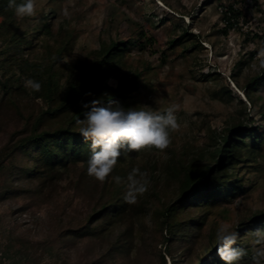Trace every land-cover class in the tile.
<instances>
[{
	"label": "rangeland",
	"instance_id": "374dc122",
	"mask_svg": "<svg viewBox=\"0 0 264 264\" xmlns=\"http://www.w3.org/2000/svg\"><path fill=\"white\" fill-rule=\"evenodd\" d=\"M231 4H235L233 7L240 14L232 21L231 28L227 25L225 28L223 12ZM36 5L34 17L16 18L20 31L39 33L25 48L24 57H40L42 47H51L61 32L71 41L62 61L55 66L63 83L71 66L86 72L93 54L103 44L136 40L137 46L128 50L120 68L105 81L106 85L115 87L120 79L135 76V91L126 101L127 109L146 106L145 110L163 111L175 104L181 127L171 134V145L164 153L145 150L121 156L119 169L128 174L139 168L148 173L151 181L146 194L127 211L131 220L114 221L96 239H76L72 245H62L67 248H63L61 257L44 245L56 242L60 247L64 243L57 242L60 228L64 223L75 224L73 219L86 211L81 196L70 185L78 169L61 171L36 198L22 196L0 203V264H89L127 225H131V243L125 254L116 255L107 264H158L151 247L156 241L152 238V220L156 209L175 197L178 178L171 172L179 164L197 157L204 163L217 135L238 123L260 133L255 139L254 162L246 167L241 164L243 169L228 170L233 178L242 175L245 191L230 202H220L210 209L184 211L179 220L197 217L201 224L181 242L174 243L171 255H165L161 245L157 249L164 254L165 264H189L208 246L209 238L221 222L235 229L240 221L264 214V78L261 77L264 70H255L264 59V41L258 38L264 37V0H36ZM42 23L48 25V34L39 32ZM183 33L193 36L174 42ZM9 76V72L5 74ZM259 77L258 85L250 88L248 84ZM3 78L0 73V82ZM20 79L24 86L27 79L23 76ZM19 93L16 99L22 109L42 105L40 99ZM15 118L12 107L7 102L1 103L0 147L6 141L2 128L12 124ZM28 184L29 181L17 179L14 185L26 188ZM143 201L144 209L137 210ZM246 229L238 242L248 255L239 264H252L254 246L250 234L264 231V223L258 227L253 223ZM16 239L22 240L30 255L27 263L20 256H2L4 245H11ZM212 240L215 241V235ZM32 242L41 245L34 248Z\"/></svg>",
	"mask_w": 264,
	"mask_h": 264
},
{
	"label": "trees",
	"instance_id": "16d2710c",
	"mask_svg": "<svg viewBox=\"0 0 264 264\" xmlns=\"http://www.w3.org/2000/svg\"><path fill=\"white\" fill-rule=\"evenodd\" d=\"M21 2L23 0H17L18 4ZM234 5L231 4L224 9L225 28L226 25L227 28H231L232 21L240 14ZM16 18L14 9L8 7V0H0V73L4 76L0 82L2 92L0 105L7 102L16 117L12 124L2 128L6 133V141L0 147V203L22 196L36 198L41 195L47 182L59 177L61 171L72 172L78 169L74 172L75 179L70 185L81 196L87 206L86 211H82L77 219H73V222L75 221L73 225L63 222L64 225L58 231L57 237V242L59 240L64 242L60 247L56 242L44 245L50 252L61 257L63 248H67L62 245L68 243L72 245L76 239H96L101 236L107 225L114 221L124 220L125 223L126 220L128 223L131 220L128 215L130 212L127 211L132 209V204H127L124 200L126 185H117L111 177L107 182L99 183L87 175V161L91 156L90 142L86 143L83 140L76 121L84 119L83 113L86 109L82 107V103H89L93 99H102L105 105L108 101L114 100L123 108H128L126 101L132 91H135L136 77L120 79L115 87L107 86L105 81L114 76L125 54L130 48L137 46V42L128 39L112 40L103 44L99 51L93 54L94 59L86 72H82L75 65L71 66L67 79L62 83L55 66L62 61V56L68 51L71 41L60 32L51 47L45 45L42 47L44 51L40 57L37 55L24 57L25 48L32 44L31 40L39 33L33 30L20 31ZM48 28L46 23H42L39 32L48 34ZM190 36L193 35L183 33L174 42ZM253 37L256 38L257 35ZM258 38L264 41V37ZM142 46L144 45L140 44V47ZM8 72L11 76L5 77ZM22 76L39 82L41 90L33 92L26 89L20 79ZM261 77L264 78V72L261 73ZM259 79L260 77L253 79L248 86L250 88L257 86ZM19 92L34 100L40 99L42 105L38 107L33 102L35 109L32 107L22 109L16 99ZM257 136L260 137V133L256 128L245 129L241 123L232 125L217 135L215 145L204 163L201 164L199 162L201 157H197L179 164L178 168L171 172L178 178L175 197L165 202L163 208L156 209L152 220L154 230L152 238L156 241L151 247L152 252L158 257V264H165L164 254L171 255L170 249L174 247V243L181 242L182 238L201 224L196 220L197 217L179 220V215L190 208L210 209L220 202L228 203L245 191L242 175L233 178L228 170L243 169L254 162ZM119 161L112 175L126 179L128 174L119 169ZM17 179L22 182L29 181L28 187L15 186ZM144 205V201L141 202L137 210H143ZM263 220L264 214L259 213L252 219L240 221L233 230L241 236L250 224L254 223L258 227L264 223ZM130 231L131 225H127L122 234L89 264H107L116 255L125 254L127 245L131 243ZM215 234L214 232L213 235ZM213 235L195 262L189 264H224L217 255ZM31 244L34 248L41 245L35 242ZM157 245L163 246L164 254L157 249ZM235 246L241 247L239 242ZM4 247L2 256L8 258L20 256L26 263L28 262L30 255L22 240L16 239L11 245L7 243Z\"/></svg>",
	"mask_w": 264,
	"mask_h": 264
},
{
	"label": "clouds",
	"instance_id": "9594fccd",
	"mask_svg": "<svg viewBox=\"0 0 264 264\" xmlns=\"http://www.w3.org/2000/svg\"><path fill=\"white\" fill-rule=\"evenodd\" d=\"M8 7L14 9L15 16L20 20L36 15V0H23L19 4L17 0H8ZM255 70H264V59L260 60ZM24 86L33 92L41 90V84L33 79H27ZM82 107L86 109L84 119H78L76 123L83 140L90 142L87 175L99 183H105L111 177L117 185L125 184V202L136 204L148 191L151 183L148 173L133 168L126 179L112 173L122 154L145 150L164 153L170 147L171 134L181 127L176 115L178 106L173 104L163 111L145 110L146 106L125 109L114 100L105 105L102 99H93L89 103H82ZM250 235L254 246L252 264H264V231L257 230ZM239 239V233L233 230L231 224L221 222L218 225L216 251L224 264H239L248 255L245 248L235 246Z\"/></svg>",
	"mask_w": 264,
	"mask_h": 264
}]
</instances>
